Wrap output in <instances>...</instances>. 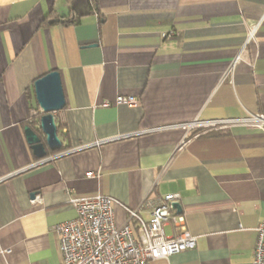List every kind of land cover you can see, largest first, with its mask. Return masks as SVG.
I'll use <instances>...</instances> for the list:
<instances>
[{
  "label": "crops",
  "instance_id": "crops-1",
  "mask_svg": "<svg viewBox=\"0 0 264 264\" xmlns=\"http://www.w3.org/2000/svg\"><path fill=\"white\" fill-rule=\"evenodd\" d=\"M94 6L0 0V264H60L53 227L75 218L70 199L112 197L121 225V205L148 220L169 193L179 195L195 248L149 264H251L255 228L264 221V129L185 138L180 125L264 116V0ZM253 25L230 81L225 72ZM51 71L64 95L54 113L64 148L46 149L40 160L24 127L41 112L33 83ZM117 96L140 106L113 105ZM105 100L112 105L100 107Z\"/></svg>",
  "mask_w": 264,
  "mask_h": 264
},
{
  "label": "built area",
  "instance_id": "built-area-1",
  "mask_svg": "<svg viewBox=\"0 0 264 264\" xmlns=\"http://www.w3.org/2000/svg\"><path fill=\"white\" fill-rule=\"evenodd\" d=\"M93 6L92 0H89ZM257 25L249 27L246 41L239 53L227 68L224 78L232 79L236 62L241 51L253 40ZM172 35V33H169ZM112 104L105 100L100 107H110ZM113 105H125L138 108L140 101L133 96H117ZM37 112L33 111L31 117ZM187 135L198 137L199 133L219 132L235 126H245L264 129V116L249 114L242 118L201 119L180 125ZM120 137L102 139L93 144L99 146ZM184 141L181 142L183 144ZM86 148L79 147L78 150ZM87 177H97V173L88 172ZM179 200L175 193L165 194L152 207L150 218L142 219L135 209L124 205L127 217L125 223L116 225L114 221V205L118 204L110 196L95 195L87 198L70 199L71 207L75 210V218L59 223L53 227L58 237L60 264H149L156 259H166L172 255L195 248V237L186 227L182 214L172 207ZM171 228L167 235L164 227ZM256 240L251 264H264V221L256 228ZM10 250L5 249L3 253Z\"/></svg>",
  "mask_w": 264,
  "mask_h": 264
},
{
  "label": "water",
  "instance_id": "water-1",
  "mask_svg": "<svg viewBox=\"0 0 264 264\" xmlns=\"http://www.w3.org/2000/svg\"><path fill=\"white\" fill-rule=\"evenodd\" d=\"M33 89L36 103L42 113L38 126L44 136L45 145L30 127H24V134L33 155L41 160L47 156V150L57 152L61 149V141L56 133L54 113L63 109L65 101L57 71H51L36 79ZM171 205L177 213H181L178 202H173Z\"/></svg>",
  "mask_w": 264,
  "mask_h": 264
},
{
  "label": "trees",
  "instance_id": "trees-1",
  "mask_svg": "<svg viewBox=\"0 0 264 264\" xmlns=\"http://www.w3.org/2000/svg\"><path fill=\"white\" fill-rule=\"evenodd\" d=\"M93 2V7L95 8L94 6V0H92ZM42 113L41 112H38L36 113L35 115H33L31 118H32V122H30V125H31V129L35 132V134L40 138V139H43L44 140V136L42 134V132L40 131L39 129V126H38V121H39V118L41 117ZM57 123V121H56ZM58 131H59V125L56 124V133H57V136H58ZM64 147L61 146V149L62 150ZM48 154H52V152H48Z\"/></svg>",
  "mask_w": 264,
  "mask_h": 264
}]
</instances>
